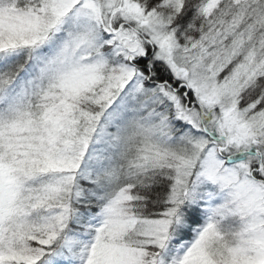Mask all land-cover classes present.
I'll use <instances>...</instances> for the list:
<instances>
[{
  "label": "snow or ice",
  "instance_id": "6c2138e0",
  "mask_svg": "<svg viewBox=\"0 0 264 264\" xmlns=\"http://www.w3.org/2000/svg\"><path fill=\"white\" fill-rule=\"evenodd\" d=\"M0 264H264V0H0Z\"/></svg>",
  "mask_w": 264,
  "mask_h": 264
}]
</instances>
